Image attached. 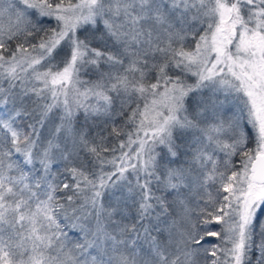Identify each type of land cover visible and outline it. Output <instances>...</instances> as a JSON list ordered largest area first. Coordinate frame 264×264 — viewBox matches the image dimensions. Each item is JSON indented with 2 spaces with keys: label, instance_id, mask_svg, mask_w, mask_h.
Here are the masks:
<instances>
[{
  "label": "snow or ice",
  "instance_id": "1",
  "mask_svg": "<svg viewBox=\"0 0 264 264\" xmlns=\"http://www.w3.org/2000/svg\"><path fill=\"white\" fill-rule=\"evenodd\" d=\"M0 264H264V0H0Z\"/></svg>",
  "mask_w": 264,
  "mask_h": 264
}]
</instances>
